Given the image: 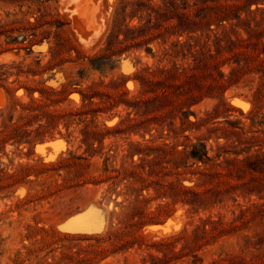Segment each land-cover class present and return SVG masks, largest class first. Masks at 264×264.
Wrapping results in <instances>:
<instances>
[{
	"label": "rangeland",
	"instance_id": "obj_1",
	"mask_svg": "<svg viewBox=\"0 0 264 264\" xmlns=\"http://www.w3.org/2000/svg\"><path fill=\"white\" fill-rule=\"evenodd\" d=\"M136 1L0 0V264H264V0Z\"/></svg>",
	"mask_w": 264,
	"mask_h": 264
},
{
	"label": "trees",
	"instance_id": "obj_2",
	"mask_svg": "<svg viewBox=\"0 0 264 264\" xmlns=\"http://www.w3.org/2000/svg\"><path fill=\"white\" fill-rule=\"evenodd\" d=\"M133 6L136 7V11H139L140 9H142L145 5L144 2L142 0L140 1H136L132 4ZM172 8H175V3L174 2H170L169 4L165 5V7H157V8H149V10L151 11V18L150 20L147 22V24L144 27H139L137 29H133V30H129L128 34L126 35V38L124 41H119V36L120 34L118 33V31L121 30V25L123 24L122 21H118V23L115 25V30H117L116 33H112L113 35H111L110 37V44L111 46L117 45V44H123L124 42H127V40H129L130 37V32H136L137 30H139V32H152L154 30H158L162 28V19L163 18H167L168 15H170V13H175ZM175 10H177L175 8ZM126 11H127V6L123 7L120 10L121 13V17L123 16L125 18L126 16ZM134 11V12H136ZM152 13H155V19H156V23H152L153 22V18L152 17ZM184 23V20H183ZM184 24H182V21L179 24V29L182 28ZM174 28V27H173ZM146 32V33H147ZM219 49L224 50V48L222 46L219 47ZM220 50V51H222ZM209 58H212V55L209 56ZM203 61H201L200 63H202ZM208 67V64L205 65V68ZM179 97L182 96H189L190 93L186 92V91H179L178 92ZM183 94V95H182ZM192 155L194 157H197L196 153H192ZM194 198H198L199 194L197 193H193ZM250 211H245V213H249ZM208 226L210 228H208ZM227 224L223 223L221 221H213V220H208L204 223L203 226H198L191 235H188L187 233L184 234L183 238V246L182 249L179 252H175V247L173 245H170L168 248L170 250V252L174 255H178V256H182V255H189V254H194L196 251H198L201 246L202 243L204 242H208L210 240H215L218 239L219 237L223 236L224 234L227 233V229L226 227ZM260 242L262 243V241L264 240L263 237H261ZM174 244V243H172ZM194 256V255H193ZM195 257V256H194ZM259 256H256L255 259H259ZM262 258H264V255H262ZM151 260L152 261H156L159 260V258L155 257V256H151ZM163 260L164 259H160ZM247 264L246 260H239L238 258L234 257V258H230V259H219V260H215L213 261L211 264Z\"/></svg>",
	"mask_w": 264,
	"mask_h": 264
},
{
	"label": "bare ground",
	"instance_id": "obj_3",
	"mask_svg": "<svg viewBox=\"0 0 264 264\" xmlns=\"http://www.w3.org/2000/svg\"><path fill=\"white\" fill-rule=\"evenodd\" d=\"M74 23L75 30L85 43L91 42L96 30L94 20L99 7V0H62ZM5 99L0 92V109L5 106Z\"/></svg>",
	"mask_w": 264,
	"mask_h": 264
}]
</instances>
